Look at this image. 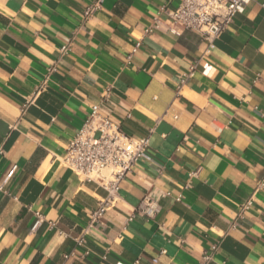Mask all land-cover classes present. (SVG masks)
<instances>
[{
	"label": "crops",
	"instance_id": "crops-1",
	"mask_svg": "<svg viewBox=\"0 0 264 264\" xmlns=\"http://www.w3.org/2000/svg\"><path fill=\"white\" fill-rule=\"evenodd\" d=\"M93 1L0 0V264H264V0L208 54L196 31L144 32L179 0ZM93 104L163 140L89 226L107 191L61 158Z\"/></svg>",
	"mask_w": 264,
	"mask_h": 264
},
{
	"label": "built area",
	"instance_id": "built-area-1",
	"mask_svg": "<svg viewBox=\"0 0 264 264\" xmlns=\"http://www.w3.org/2000/svg\"><path fill=\"white\" fill-rule=\"evenodd\" d=\"M102 2L103 0H94L86 7L85 14H91L101 6ZM261 5L264 8V2ZM243 7L241 0H179L175 8L167 6L160 8L154 15L151 25L146 27L144 32L150 33L162 27L177 34L183 30L196 31L206 41L204 54H208L215 47V40L229 27L234 16ZM67 49L68 45L60 48L62 52ZM190 74L191 72L185 74V77ZM42 86L36 88V92L42 89ZM145 138L149 137H137L124 133L119 125L99 112L98 104H93L87 119L68 140L65 153L61 158L62 164L82 180L97 182L108 195L105 199L98 201L97 208L91 213L89 226L98 221L102 213L114 201L113 196L119 182L131 171L138 160L146 156L148 144L141 143V140ZM138 209L149 216L156 212V206L148 198H144ZM82 240L83 238L80 237L77 242L80 243ZM217 246L214 244L204 252L205 261L212 257ZM164 252L165 250L162 249L160 253ZM72 254V252L66 254L65 257ZM117 264L122 263L117 262Z\"/></svg>",
	"mask_w": 264,
	"mask_h": 264
},
{
	"label": "clouds",
	"instance_id": "clouds-1",
	"mask_svg": "<svg viewBox=\"0 0 264 264\" xmlns=\"http://www.w3.org/2000/svg\"><path fill=\"white\" fill-rule=\"evenodd\" d=\"M241 3H243V4L245 5V7H251L252 4H253V0H241ZM240 10H241V12L244 11L243 8H241ZM117 107H118V110H119V111H123V108H119V106H117ZM160 119H162V117H161ZM157 122H159V121H157ZM138 135L143 136V135L140 134V133H138ZM165 135H166V134H165ZM148 136H149L150 138H145V139L141 140V143L147 145V144L151 143L153 139H155V140H157V141H162V140H163V136H159L158 134L148 133ZM49 151H51V149H49ZM40 155H41V157L43 156V149L41 150ZM31 161H32V157L29 158V162H31ZM51 162H54V157L52 158ZM16 170H17V169H16L15 167H13L12 171H16ZM8 175L10 176V175H11V172H9ZM28 239L31 240L32 237L30 236V237H28ZM25 246H26V245H25ZM47 254H48V255H51V254H52L50 249H49V251H48Z\"/></svg>",
	"mask_w": 264,
	"mask_h": 264
}]
</instances>
